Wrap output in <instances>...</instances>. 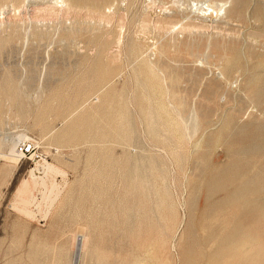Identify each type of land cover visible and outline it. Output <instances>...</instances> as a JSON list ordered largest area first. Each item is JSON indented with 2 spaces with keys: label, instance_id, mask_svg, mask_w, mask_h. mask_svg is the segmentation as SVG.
Instances as JSON below:
<instances>
[{
  "label": "rangeland",
  "instance_id": "obj_1",
  "mask_svg": "<svg viewBox=\"0 0 264 264\" xmlns=\"http://www.w3.org/2000/svg\"><path fill=\"white\" fill-rule=\"evenodd\" d=\"M236 4L0 0V264H264V0ZM45 161L61 193L29 218ZM226 167L239 199L209 192Z\"/></svg>",
  "mask_w": 264,
  "mask_h": 264
},
{
  "label": "bare ground",
  "instance_id": "obj_2",
  "mask_svg": "<svg viewBox=\"0 0 264 264\" xmlns=\"http://www.w3.org/2000/svg\"><path fill=\"white\" fill-rule=\"evenodd\" d=\"M243 2L244 0H236V8L234 7L235 10L231 9L230 10V13L231 15H239L240 14V11L242 9V5H243ZM260 88H258L257 90V93H256V97H259L260 98V95H264V78L262 79V83H261V86H259ZM258 98V99H259ZM257 99V98H256ZM17 136V135H16ZM27 135L24 136V134H19L17 136L18 139H21V138H24L26 137ZM28 137H26L25 139H27ZM23 139H21L20 141H22ZM18 141V142H20ZM24 141V140H23ZM22 141V142H23ZM257 145V144H256ZM15 146H16V142L13 141V139H11L10 142H8L6 144V150L4 153L1 154V156L6 160V162H8L9 164H15L17 162V159L19 158V155L18 153L16 152L15 150ZM21 157V156H20ZM19 160V159H18ZM36 165H39V164H36ZM41 166V169L43 170L42 171V176H35L34 173H33V169L30 170L29 172V176L28 178L26 179H23L21 184L19 185V187L17 188V192H16V198H17V204L19 205V211L22 212L23 214H25V216L29 217V218H32L33 215H36L34 214V211L30 210L28 208L29 205H31L32 203H35L36 204V207L34 208H37V210H39L40 208V203L39 202H36V196H35V192H36V189L39 187H42V191H40V193L42 194V198H43V203L45 206V204H49L48 206H51L52 205V202H54V199H57V195L59 194V189H58V186L56 185V183L54 181H51L50 182V185L47 186L46 184V180H47V177H50L51 175H55V173H60L62 175H64V172L61 171L58 167L54 166L53 164H51L50 162L47 163L45 161L44 164H40ZM228 166V165H227ZM36 168V167H35ZM240 168V166H239ZM223 169V168H222ZM229 168L226 167V169H223L222 171H219V172H216L208 181V189H209V192L212 193L214 191H219V190H228L231 185L233 186L234 184V181L233 179H231V177H233V175L231 176L229 174V172H232V171H228ZM232 170V169H231ZM234 170V169H233ZM258 170V169H257ZM39 171V170H38ZM257 173V172H256ZM230 176H229V175ZM235 174V172H234ZM260 174V173H259ZM61 175V176H62ZM66 175V173H65ZM239 176V175H238ZM52 179V178H50ZM249 180V179H248ZM250 181V180H249ZM247 181V182H249ZM259 181V180H258ZM242 182V181H241ZM247 182L244 181V183H240L239 185H236V187H233L231 190H228L229 193H228V196L225 197L226 198V201L229 200V201H232L230 199H239L244 193L245 191L249 190V186L247 184ZM258 183V182H257ZM253 186V185H252ZM263 186V185H261ZM255 187V186H254ZM253 188V187H251ZM257 188V187H255ZM62 189V188H61ZM258 189H261V187L258 186ZM245 190V191H244ZM254 190V188H253ZM256 190V189H255ZM250 191V190H249ZM57 193V194H56ZM61 193V192H60ZM216 192H214L215 194ZM247 194V193H246ZM51 195H53V197H51ZM210 196V195H209ZM56 197V198H55ZM213 197V195H212ZM211 197V198H212ZM207 198V197H206ZM211 200V199H210ZM224 201V203L226 202ZM211 203V202H210ZM217 203H219L217 201ZM16 204V205H17ZM214 204V203H213ZM212 204V205H213ZM216 204V203H215ZM263 205V208H264V204ZM260 206V205H259ZM254 207L255 211H254V215H255V219L256 217L260 214L259 211H264L262 210L261 206L260 207ZM49 208V207H48ZM40 211V210H39ZM48 212V211H47ZM256 212V213H255ZM259 213V214H257ZM252 215H249V219ZM253 217V216H252ZM34 218V217H33ZM259 218V216H258ZM113 220L112 219V215L111 213L107 215V218H106V221H111ZM252 220V218H251ZM111 223V222H110ZM108 224V222H107ZM242 224H239V222H237L236 224V221H235V224L233 223V226L231 227L230 230H228L226 232V235H225V239L221 240L220 241V246L222 247V249H224L223 247L225 246H235L236 249L238 250L239 247H241V243L243 242V240H241V237L243 235H245L246 233H244V231H241L244 227L241 226ZM248 225V224H247ZM250 226V224H249ZM246 228V226H245ZM225 231V230H224ZM223 231V232H224ZM84 233V232H83ZM85 234V233H84ZM224 234V233H223ZM83 236L82 237V247H85L86 246V243H87V235H81ZM219 239V238H218ZM81 241V240H80ZM218 241V240H217ZM242 241V242H241ZM219 246V247H220ZM229 246V247H230ZM232 250V249H231ZM230 250V251H231ZM236 250V252H237ZM233 251V250H232ZM239 251V250H238ZM234 252H235V249H234ZM236 252L234 254H236ZM233 254V255H234ZM238 254V253H237ZM236 256V255H235ZM239 256V255H238ZM257 256V255H256ZM238 258V257H236ZM255 259V256L253 257V260Z\"/></svg>",
  "mask_w": 264,
  "mask_h": 264
},
{
  "label": "built area",
  "instance_id": "obj_3",
  "mask_svg": "<svg viewBox=\"0 0 264 264\" xmlns=\"http://www.w3.org/2000/svg\"><path fill=\"white\" fill-rule=\"evenodd\" d=\"M15 150L19 156L25 157L31 150V145L29 144H18L15 146Z\"/></svg>",
  "mask_w": 264,
  "mask_h": 264
}]
</instances>
